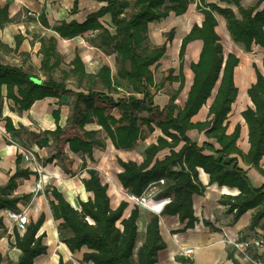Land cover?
<instances>
[{"label":"trees","instance_id":"trees-1","mask_svg":"<svg viewBox=\"0 0 264 264\" xmlns=\"http://www.w3.org/2000/svg\"><path fill=\"white\" fill-rule=\"evenodd\" d=\"M97 1L104 2L105 5L88 14L83 21L63 20L53 27L62 37L67 38L89 30H99L97 35L101 39L100 44L111 47L113 52H116L118 64L116 77L112 76L111 68L105 64L95 76L88 75L83 61L79 55H76L72 60L73 67L70 72L78 77L80 83L83 78L89 79L87 91L66 88L65 77L57 81L51 76L53 66L49 65V61L55 51L53 38L49 39L48 44L42 40L44 53L42 69L49 75L46 80L36 78L22 66L0 60V112L4 97L13 99L21 109H28L36 100L46 96L72 94L68 104L72 108L70 126L77 131L73 136L65 138L62 137L63 129L59 127L46 131L56 138L51 144L54 148L46 160L51 162L56 159L68 173L71 170L62 143H69L71 150L75 152L86 151L93 141L95 144H102L101 140L92 138L97 131L84 129L86 123L96 121L102 125L117 147L131 146L128 136L132 130V106L145 101L148 102L149 107L154 105L151 87L155 85V77L151 66L156 64L167 51L166 43L148 46L149 22L166 18L171 13L183 14L191 2V0ZM224 1L235 4L241 16L238 17L230 6L199 0L197 9L204 14V19L201 24L195 23L182 38L179 47V73L174 77L180 84L162 108L165 116L158 124L161 134L155 142L144 147L141 162L118 158L122 170L118 172L117 177L129 193L141 195L151 183L165 178V183L160 185L161 190L158 195L171 196L172 200L163 211L178 214L181 221L186 222V227L194 226L197 221L192 195L202 193L206 189L199 179V167L209 173L210 182L237 187L240 190L237 195H227L222 199V202L229 205L230 211L236 210V218L250 208H257L252 225L264 216V186H253L246 170L239 164L241 158L264 175V168L260 165L264 155V71L255 66V81L247 89L253 106H247L242 111V116L248 125L250 143V148L245 153L237 144L241 125L237 123L233 131L228 132V115L239 92L235 81V70L240 58L233 52L224 53L221 36L216 30L218 25L216 13H219L225 16L232 38L242 43L245 50L251 51L254 44L264 48V6L260 8L264 0H257L249 6H243L242 0ZM77 8L78 0H74L73 9ZM106 14L110 15L115 32H111L100 21V17ZM41 18L44 24L48 25L43 18V12ZM11 20L8 7H0V25L4 26ZM174 36L175 28H171L167 32V40L171 42ZM194 40H201L202 48L198 59L190 64L194 75L187 99L183 105H179L176 100L185 82L183 66L186 48ZM21 42L22 36L16 35V47L13 50L17 51ZM65 76H69V73H65ZM98 81L101 82L102 89L97 87ZM122 84L127 86L128 94L114 96L112 91H118V87ZM4 87L6 94L3 93ZM215 88L216 92L209 106L207 119L194 121L193 116L213 95ZM109 104L122 110L119 118L109 113L110 111L107 110ZM59 113L58 110L54 112L56 117ZM6 128L9 131L14 130L10 117L6 118ZM193 128L205 131L208 137L216 140L219 147H215L209 141L198 145L187 134L188 130ZM24 129L20 126V130ZM25 133L31 140L51 146L47 134L41 136L27 130ZM182 141L183 145L176 149ZM166 148L168 152L159 157L160 151ZM205 149L210 152H206ZM21 159V155L18 154L17 161ZM86 171L89 177L83 179V182L86 190L92 192L93 196L81 200L79 208L73 206L57 187L47 189L54 197L50 200L53 217L62 220L59 224L60 241L72 252L82 250L83 263L155 264L158 251L166 246L160 234L159 215L155 214L151 217L144 240L138 246L139 206L135 205L130 214L124 216L128 201L123 200L118 207L112 208L108 184L101 181L95 168H86ZM33 173L28 168L18 167L8 182L0 185V210L18 209L20 200L30 197L31 194L22 196L11 194L17 187V177L29 178ZM45 218L43 212L36 220H30L23 232L14 227L13 247L20 250V255L16 261L5 262L0 251V264H33L36 257L47 252L48 246L43 242L45 234H39ZM0 228H5L2 216H0ZM57 264H66L62 256Z\"/></svg>","mask_w":264,"mask_h":264},{"label":"crops","instance_id":"crops-1","mask_svg":"<svg viewBox=\"0 0 264 264\" xmlns=\"http://www.w3.org/2000/svg\"><path fill=\"white\" fill-rule=\"evenodd\" d=\"M256 1L257 0H242V5H253ZM198 2L199 0H191L187 11L183 14L175 15L171 13L166 18L149 22V38L151 39L152 35L157 38L158 31L162 33L164 31L168 32L171 28L175 27L173 26L169 30L168 28L175 25V31L178 33H176L177 37L174 36V39L176 40L177 38L179 40L177 44L181 45L182 38L190 31L192 26L195 23L201 24L203 22L204 14L197 9ZM207 2H214L220 6H230L238 17L241 16L235 4H228L224 0H207ZM73 4L74 0H0V7L7 6L9 16L12 19L11 22L6 23L4 26L0 25V46H2V50L5 48L9 51L24 54L25 57L28 58V66L31 65L35 68V72H32V74L40 80H46L49 75L42 69V60L44 57V53L42 52V40H45L46 44H48L49 39L53 38L55 51L49 61V65L53 66L51 76L57 81L65 77L64 84L68 89L87 91L89 79L87 77L83 78L80 83L78 77L70 72L73 67L72 60L75 56H80L84 63L85 72L88 75L91 74L95 76L101 66L105 64L111 68L112 76L116 77L118 69V67H116V54L112 53L105 55L99 45L95 46V44L88 42L85 35L89 32H93L92 30L67 38L62 37L54 29L53 26L63 20L66 22H70L71 20L83 21L88 14L105 5L104 2L97 0H78V8L74 10ZM263 6L264 2L261 4L260 8H263ZM42 12L43 18L48 25L44 24V20L42 21ZM172 14L174 16H172ZM107 15L109 14L103 17ZM103 17H100L102 23L103 21L101 18ZM216 17L218 19L216 30L221 36L225 54L233 52L240 58V63L235 70V80L239 75L244 80H249L250 86L256 78L255 66L262 72L264 71V48L258 44H254L251 51L245 50L242 43L236 42L232 38L227 27L225 16L216 13ZM103 25L105 26L104 23ZM113 27L114 30L107 28L111 32H115L114 24ZM16 35L22 36V42L17 51L13 50L16 47ZM178 47L179 46H177V48ZM195 48L196 51L194 52ZM201 48V40L190 42L186 48L183 70L185 78H187V75H190V85L194 75L190 68V64L192 61L198 59ZM1 61L9 63L3 60ZM15 65L22 66L26 69L23 64ZM65 73H69V76H65ZM84 83H86L85 86ZM99 85H101L100 81H98L97 87L102 89L103 86L101 85L100 87ZM190 85L180 105L185 103ZM119 88L120 87H118V89ZM247 88L248 87H246V90ZM114 92L115 90H113L112 94L117 96ZM3 93L6 94L5 87L3 88ZM214 94L213 92V95L208 98L207 102L198 113L193 116L192 119L194 121H204L207 119L209 106L214 98ZM71 98V93H60L59 96H46L36 100L28 109H21L11 98H3L0 112V185H5L9 178L15 174L18 167L21 169L26 168L22 159L19 162L17 161V155L19 153L16 146L3 137L4 130L9 131L6 128V118L10 117L14 125V130L10 131L13 137L19 143L34 148L44 166L41 182H39L36 173L31 174L29 178L19 176L16 178L17 187L11 194L14 196L31 194L28 199L23 198L20 200L22 205L20 202L18 204L21 206H28L32 213V217H34L33 220H36L44 212L46 221L53 219L58 225L62 222L61 219L56 220L53 217L52 210L47 211L46 209L47 204L50 206V200L54 198L47 189H51L53 186L57 187L70 203L77 208L80 207L81 200L92 197L93 193L86 190L83 182V179L89 177L86 168H95L99 173L101 181L108 184V194L110 196L112 208L115 209L118 207L123 200L128 201L129 204L124 211V216H128L135 204L126 196L129 191L124 189L117 177L118 172L122 170L118 158H122L123 160L133 159L137 162H141L143 160V155L136 150L137 141L128 140L131 144L130 147H117L107 135L102 125L93 121L86 123L84 129L87 131H97L92 138L101 140V145L95 144L93 141L86 151L81 150L75 152L71 150L69 143H62L64 151L68 156L67 161L71 170L69 173L65 172L56 159L51 162L46 160L54 148V145L51 144L56 140L54 135L46 133V131L54 130L59 127L63 129V138L74 135V132L69 133L67 132L68 130L64 132L67 127L70 131L73 130L70 126L72 108L68 105ZM236 105L237 98L232 104V109L228 115V132H232L237 123L241 125V133L237 144L242 151L246 153L250 148V143L248 140V125L242 116V111L247 106H253V102L247 95L244 105ZM110 108L112 109L108 111H110L109 113L113 116L117 118L121 116L119 107L112 106ZM56 110L60 112L57 117L54 114ZM20 126L25 129L20 130ZM25 130L41 134V136L47 134L46 136L49 137V144L51 146L31 140L27 133H25ZM131 132L133 131L131 130ZM187 134L198 145H202L205 141H209L215 147H219L216 140L208 137L203 130L200 131L193 128L188 130ZM145 140H147V138ZM181 145H183V142L180 144V147ZM205 151L210 152L208 149H205ZM239 164L246 170L253 186H264V175L256 167L244 162L241 158L239 159ZM260 165L264 168V155L260 161ZM80 166L83 167L77 172ZM198 170L199 179L205 185L206 189L202 193H194L192 195L194 215L197 218L194 226L186 227V222L181 221L178 214H169L164 211L158 212L162 204V197L164 196L158 195L161 186L157 185L155 189H148L146 194L158 191L156 193V199L159 205L157 203L139 206L140 214L137 220V245L139 246L142 244L146 227L151 217L158 214L160 217V234L166 246L158 251L155 264H252L248 258L242 256L232 246L230 247L229 242L238 238L241 233L252 234L260 232L264 234V216L252 225L253 216L256 214L257 208H250L236 218V210L230 211L229 205L222 202V199L227 195H237L240 190L237 187L219 185L217 182L212 183L210 182L209 173L204 171L201 167H199ZM44 189H46V191ZM8 210L9 209L0 210V216L3 217L5 227L6 224L11 221L7 215ZM60 244L68 250L70 255H73V252L70 251L63 242L60 241ZM189 248H192L193 251L190 254H186L185 251ZM62 254L63 256L66 255L64 253ZM41 255L43 256L45 253ZM252 255H254L253 252Z\"/></svg>","mask_w":264,"mask_h":264},{"label":"rangeland","instance_id":"rangeland-1","mask_svg":"<svg viewBox=\"0 0 264 264\" xmlns=\"http://www.w3.org/2000/svg\"><path fill=\"white\" fill-rule=\"evenodd\" d=\"M172 16L174 15L172 14ZM101 19L106 27H108L110 30H114V27H113V24L111 22L109 15ZM173 26L176 28L175 25H172L168 28V30ZM98 32L99 30L87 33L85 37L87 38L88 42L95 44V46L99 45V47L101 48V50L103 51L105 55H109L112 53L116 54V52H113L111 47L101 46L100 44L101 39L97 35ZM176 33L178 32L175 31V37H177ZM162 43H166L168 46V49L166 53L164 54V56L156 64L151 66L154 72V77H155V85L151 87V97L153 99L154 105H152V107H149L148 102L145 101L143 103L134 104L131 110V116H132L131 128L133 132H130L128 136L129 137L128 140H134L138 142L136 146V150L139 153H142L144 147L147 146L148 143L156 141L158 135L161 134V130L158 124L165 116V112L163 111L162 109L163 107L161 106H164L166 103H168L170 96L179 88V84H180L178 80L174 79V77L179 73V65H180L179 47L180 45L177 44V41L175 39L172 42H169L167 40V31H164L163 33L161 31H158L157 38L154 35H152L151 39L149 38L147 44L148 46L152 47V46L161 45ZM177 46L179 47L177 48ZM195 51H196V48L194 49V52ZM0 59L5 62H9L13 64H23L26 67V70H28L30 73L35 72V68H33L31 65L28 66V63H27L28 58L25 57L24 54H19L13 51H9L5 48L2 50V46H0ZM116 67H118L117 63H116ZM235 81L239 88V93H238L239 95L237 97V105L238 104L244 105L247 99V95H248L246 87H249L250 81L246 79L244 80L239 75L237 76V79ZM190 82H191L190 75H187V78H185L184 86L182 90L180 91L177 97V100H176L179 105L182 104V98L184 97L186 90L190 85ZM85 85L86 83H84V86ZM99 86L101 87V85ZM213 92L214 93L216 92V88L214 89ZM114 93L117 95L119 94L120 96L127 95L128 94L127 86L125 84H122L119 90L115 91ZM110 107L111 106L109 104L107 110L109 109L111 110L112 108ZM120 111L122 113L121 109ZM126 122L127 121H125V123ZM66 131L70 133V132H75L77 130L73 129L72 131H70V129L67 127L64 130V132ZM146 138L147 140H145ZM179 147L180 145L176 147V149H178ZM167 152H168V149L166 148L160 151L158 156L162 157ZM82 167L83 166H80L77 172H79ZM44 190L46 191V189ZM155 192L157 193L158 191H155ZM126 196L128 195L126 194ZM20 204L22 205V202H20ZM20 204H18V208H21V207L28 208V206H21ZM46 209L47 211H50L51 207L47 204ZM28 212H29L30 220H32L34 217H32V213L30 212V210ZM59 226L60 225H58V223L54 221L53 219L50 221H46V220L44 221L39 231V234L41 233L45 234L43 238V242L48 246V250L45 253V255L43 256L39 255L38 257H36L34 259L33 264H57L60 256L65 258L64 260L66 261V264H84L82 262V252H83L82 250L73 251V255H70L68 253V250L65 249L63 246H61L60 239H59L60 237L59 232H61V230ZM14 227H15L14 222L10 221L6 224L5 228H0V250L3 253L5 262H8L9 260L16 261L20 255V250L17 249L16 247H13ZM139 236H140V232H139ZM62 253L66 255L63 256Z\"/></svg>","mask_w":264,"mask_h":264},{"label":"built area","instance_id":"built-area-1","mask_svg":"<svg viewBox=\"0 0 264 264\" xmlns=\"http://www.w3.org/2000/svg\"><path fill=\"white\" fill-rule=\"evenodd\" d=\"M3 137L5 140L15 145L18 153L21 155L22 161L25 163L26 168L32 170L37 174L39 182L42 181V175L44 173V166L40 161V157L36 150L30 146L19 143L12 135V132L4 130ZM165 183V178H161L155 183H151L147 189L141 194L136 195L128 193V198L138 206H147L157 204L156 192L146 194L148 189H155L157 185ZM155 184V185H153ZM171 196L162 197L161 206L158 212H162L165 206L171 202ZM159 205V203H158ZM156 209V208H155ZM27 207H21L18 209H9L8 218L14 222L15 226L20 232H23L30 223V217ZM242 256L248 258L252 264H264V234L260 232L255 233H241L238 238L229 242ZM193 251L192 248L187 249L186 254H190ZM252 252L254 255H252Z\"/></svg>","mask_w":264,"mask_h":264},{"label":"bare ground","instance_id":"bare-ground-1","mask_svg":"<svg viewBox=\"0 0 264 264\" xmlns=\"http://www.w3.org/2000/svg\"><path fill=\"white\" fill-rule=\"evenodd\" d=\"M176 41H179V40L176 38Z\"/></svg>","mask_w":264,"mask_h":264}]
</instances>
